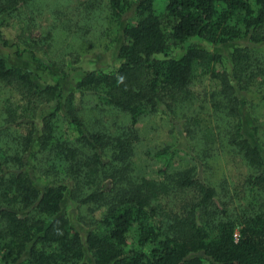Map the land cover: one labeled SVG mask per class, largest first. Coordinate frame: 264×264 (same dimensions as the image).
<instances>
[{"label": "trees", "instance_id": "trees-1", "mask_svg": "<svg viewBox=\"0 0 264 264\" xmlns=\"http://www.w3.org/2000/svg\"><path fill=\"white\" fill-rule=\"evenodd\" d=\"M32 1L0 0V18ZM108 2L118 64L67 92L66 70L47 82L0 55L18 96L0 111V264H264V0ZM157 114L175 142L143 149L162 161L152 178L133 157ZM178 151L187 165L169 170Z\"/></svg>", "mask_w": 264, "mask_h": 264}, {"label": "rangeland", "instance_id": "rangeland-1", "mask_svg": "<svg viewBox=\"0 0 264 264\" xmlns=\"http://www.w3.org/2000/svg\"><path fill=\"white\" fill-rule=\"evenodd\" d=\"M108 1L33 0L32 4L22 6L15 15L0 18V30L8 41L7 46L0 42V55L15 66L35 71L41 80L47 82L54 81L61 70H66L68 77L63 81V88L67 92L86 70H109L118 64V45L122 40L120 29L125 22L119 24L113 18ZM165 4L166 0H155V11L161 13ZM85 8L88 9L87 13ZM242 19L241 12H234L231 23L241 24ZM238 43L217 45L212 50L229 54ZM199 46L207 45L201 42ZM39 62L45 66H41ZM194 75V91L202 100L205 97L204 91L209 90L212 83L201 74L200 68L195 69ZM6 96H12V100L18 102V96L12 92L6 95L5 90L0 89V111ZM169 126L158 114L139 123L143 139L142 144L137 146L138 153L133 157V166L139 175L152 178L160 175L157 170L161 168L162 161L149 158L142 152L146 147L153 150L161 144H173L175 137L169 132ZM187 161L185 154L178 151L168 168H184ZM218 162L226 171L225 175H231L235 179L238 177L240 169L237 165L233 166L230 161L228 165V159Z\"/></svg>", "mask_w": 264, "mask_h": 264}]
</instances>
